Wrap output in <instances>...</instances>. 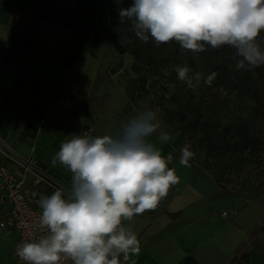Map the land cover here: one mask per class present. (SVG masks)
Instances as JSON below:
<instances>
[{"label": "crops", "instance_id": "1", "mask_svg": "<svg viewBox=\"0 0 264 264\" xmlns=\"http://www.w3.org/2000/svg\"><path fill=\"white\" fill-rule=\"evenodd\" d=\"M107 12L108 0H0V144L69 188L72 174L52 158L71 135L100 136L90 98ZM166 129L150 139L172 154L179 182L156 209L123 221L140 252L122 264H264V202L234 221L222 216L229 199L214 175L194 155L187 167L178 162L188 134L168 133L161 144ZM7 214L1 206L0 222ZM17 239L0 229V264H12Z\"/></svg>", "mask_w": 264, "mask_h": 264}, {"label": "clouds", "instance_id": "2", "mask_svg": "<svg viewBox=\"0 0 264 264\" xmlns=\"http://www.w3.org/2000/svg\"><path fill=\"white\" fill-rule=\"evenodd\" d=\"M119 16L121 23L131 21L144 43L150 37L157 46L175 41L193 53L204 51L205 45L230 46L240 58L238 70L264 65V51L257 44L264 31V0H133ZM175 70L189 88L202 78V73L189 77L187 66ZM215 76L211 73L204 83L210 86ZM159 127L157 114L146 110L114 136L84 133L62 142L52 164L72 174L71 186L37 202L40 227L47 234L17 246V257L26 264H122L138 255L137 236L123 221L156 209L179 182L168 166L172 154L165 157L151 142ZM158 139L164 144L171 137L163 132ZM192 156L185 145L179 164L187 167Z\"/></svg>", "mask_w": 264, "mask_h": 264}, {"label": "rangeland", "instance_id": "3", "mask_svg": "<svg viewBox=\"0 0 264 264\" xmlns=\"http://www.w3.org/2000/svg\"><path fill=\"white\" fill-rule=\"evenodd\" d=\"M111 2L108 0V21L100 41L98 71L90 98L91 104L96 107L93 116L100 126L98 135L114 136L135 115L152 110L157 114L159 125L165 124V132L172 134L184 129L188 134L187 146L197 158V164L214 175L222 194L229 199L224 208L234 209V213L226 218L234 221L252 202H264V107L252 97L241 95V82L248 81L253 86V93H257L264 103V65L238 70L236 63L240 58L230 46L215 49L210 55L214 62L223 63L231 72L239 71L241 74L232 78L229 87L209 86L200 81L194 90L196 98L209 107L208 118L220 128L251 122L252 132L260 142L254 151L211 156L208 144L202 141L204 134L201 131L188 133L177 114L180 106L171 101L174 94L183 97L187 87L178 79V74H171L170 69H165L162 76L149 78L147 91L134 90L138 78L131 69L134 59L120 53L125 35L109 26L111 17L118 13L110 9ZM115 21H119L118 17ZM261 51H264V40ZM188 75L191 77L190 73ZM193 83L196 84V81Z\"/></svg>", "mask_w": 264, "mask_h": 264}, {"label": "trees", "instance_id": "4", "mask_svg": "<svg viewBox=\"0 0 264 264\" xmlns=\"http://www.w3.org/2000/svg\"><path fill=\"white\" fill-rule=\"evenodd\" d=\"M133 4V0H112L110 9L115 10L116 15L110 19V29L118 30L125 35L124 42L121 45L120 53L128 54L134 59L132 71L138 76L134 85V90L145 92L148 90V81L150 77L162 76L165 69H170L171 74H177V66H187L190 76L195 73H202L201 82L215 72L216 76L210 86L229 87L232 84V78L241 74L239 71L231 72L227 65L214 62L211 54L215 52L211 46L205 45V50L193 53L190 50H183L175 42L164 43L157 46L150 37L147 43L136 37L131 21L127 18L121 23L119 11L127 9ZM118 17V22L115 18ZM264 31H261L257 38V44L263 45ZM247 69H251L246 66ZM241 95H248L256 100L259 106L264 107L263 101L257 93H253V86L248 81L241 82ZM195 87H186L183 97L174 94L171 101L177 103L180 107L177 111L180 121L185 124V130L188 133L201 131L204 134L203 142L208 144L211 156L231 155V153H244L248 150H256L259 145V138L252 132V125L249 121L240 122L236 126H227L220 128L211 119L208 118V106H204L202 100H198L194 93ZM215 158V157H214ZM219 159V158H218ZM217 160V159H216Z\"/></svg>", "mask_w": 264, "mask_h": 264}, {"label": "built area", "instance_id": "5", "mask_svg": "<svg viewBox=\"0 0 264 264\" xmlns=\"http://www.w3.org/2000/svg\"><path fill=\"white\" fill-rule=\"evenodd\" d=\"M61 188L67 190L69 187L33 159L23 158L0 144V207H8V214L0 222V229L6 235H18L11 254L12 264H26L17 257V246L36 242L47 234V229L40 227L41 210L37 202ZM233 213L234 209L222 211L224 217ZM61 264H72V261L62 260Z\"/></svg>", "mask_w": 264, "mask_h": 264}]
</instances>
